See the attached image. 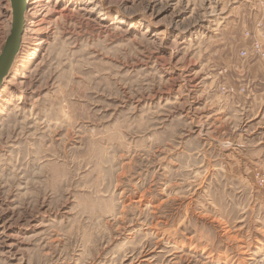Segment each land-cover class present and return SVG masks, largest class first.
Masks as SVG:
<instances>
[{
  "label": "rangeland",
  "instance_id": "1",
  "mask_svg": "<svg viewBox=\"0 0 264 264\" xmlns=\"http://www.w3.org/2000/svg\"><path fill=\"white\" fill-rule=\"evenodd\" d=\"M34 1L0 264H264V0Z\"/></svg>",
  "mask_w": 264,
  "mask_h": 264
},
{
  "label": "water",
  "instance_id": "2",
  "mask_svg": "<svg viewBox=\"0 0 264 264\" xmlns=\"http://www.w3.org/2000/svg\"><path fill=\"white\" fill-rule=\"evenodd\" d=\"M11 7V26L0 53V83L12 57L20 48L22 36L26 29V13L30 0H9Z\"/></svg>",
  "mask_w": 264,
  "mask_h": 264
},
{
  "label": "bare ground",
  "instance_id": "3",
  "mask_svg": "<svg viewBox=\"0 0 264 264\" xmlns=\"http://www.w3.org/2000/svg\"><path fill=\"white\" fill-rule=\"evenodd\" d=\"M42 1V0H35L34 3H36V6H38L39 2ZM29 10V8H28ZM28 12V11H27ZM27 14V13H26ZM26 16V15H25ZM21 46V45H20ZM20 49V48H19ZM18 49V51H19ZM18 51L16 52V54L12 57L10 63L8 64V67L6 68V71L4 73V79L2 80V82L0 83V90L3 88L4 86V82L6 81L7 77L10 75V73L12 72L15 64H16V59H17V54H18Z\"/></svg>",
  "mask_w": 264,
  "mask_h": 264
}]
</instances>
